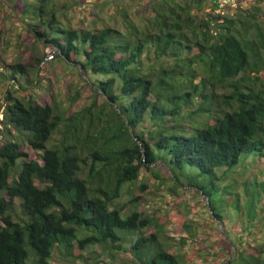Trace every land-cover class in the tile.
<instances>
[{"label": "trees", "instance_id": "1", "mask_svg": "<svg viewBox=\"0 0 264 264\" xmlns=\"http://www.w3.org/2000/svg\"><path fill=\"white\" fill-rule=\"evenodd\" d=\"M0 1L36 38L27 62L0 71L17 87L0 128V264L207 261L210 247L196 240L206 224L183 223L177 240L161 208L141 211L133 187H149L145 170L206 197L211 226L224 224L217 258L264 264V0H92L90 12L81 0ZM78 7L91 17L72 26ZM104 11L113 25H96ZM42 41L83 69L91 106L70 114L54 95L14 93L42 85Z\"/></svg>", "mask_w": 264, "mask_h": 264}, {"label": "rangeland", "instance_id": "2", "mask_svg": "<svg viewBox=\"0 0 264 264\" xmlns=\"http://www.w3.org/2000/svg\"><path fill=\"white\" fill-rule=\"evenodd\" d=\"M82 4L85 5L88 12L93 9L90 4L92 0H81ZM99 1V0H97ZM233 3V5L238 6L242 5L244 7L253 6L256 4L254 0H228V4ZM144 5V3H142ZM142 5L141 8L142 9ZM17 8L19 4L16 5ZM84 7V8H85ZM264 8V1L262 3ZM75 10V12H73ZM83 10L81 8L69 9L70 23L72 26L79 25L82 19L87 23L91 15L86 16L85 12L81 13ZM264 15V13H263ZM19 14L17 9H12L0 1V71H3L5 74L9 75L11 72L10 65L27 62L30 58V51L32 50L33 43L36 41L33 33L27 30L26 25L21 23L18 19ZM88 17V18H87ZM97 26H102L103 24L113 25L115 21L109 19L107 13L100 12L98 18L95 17ZM120 22V20H119ZM44 43V41H42ZM41 42L40 50L36 48L35 51H38L41 56L45 55V61L41 63L43 65V70L40 73L42 85L39 87L33 86L30 88V91H15L14 93L21 97H28L29 92L33 93L35 97L41 101L45 100L52 102V95L58 100L57 103H60L63 108H66L67 111L71 114H75L84 108L91 106L94 93L91 84L88 81L87 75L83 69L74 62H58L56 56L59 53L58 48L54 47L51 44L44 43L43 46ZM77 67V68H75ZM33 75V74H32ZM3 80L0 79V104L2 107L0 109V128L2 129V109L4 104V96L7 89L17 88L13 86L11 82L13 80ZM18 79V78H17ZM87 82V84H86ZM77 91H80L81 95L75 100H71V96ZM98 104L94 107V111H97L103 103V98L98 97ZM105 111H109L108 107H105ZM86 126V125H85ZM13 138L19 139L23 145V149L27 151L30 156L33 158H38V153L35 152L32 148L24 142L22 136H17ZM54 139L49 143L54 145L62 137L61 132H57L53 135ZM1 138V136H0ZM167 172H170L169 169L165 166H161ZM257 166H253L247 171V174H252L257 171ZM162 176L166 177L164 171H158ZM145 179L148 182V188L145 192H141L138 189V186L133 187L134 194L142 196L140 209L144 213H153L157 209L161 208V213L169 218L167 223V234L172 235L175 239H179L180 235H187L183 223H190L193 218L197 221L206 224L207 226L199 231L197 235L198 245L203 247H210V257L207 261L199 264H226L225 260L217 258V255H223V250L227 249V245L222 240L221 231H224V224L213 225L210 224V213L206 207V197L201 196L198 192L189 190V187H185L182 184V187L177 190H172L174 183L169 179H158L154 174L143 172ZM129 192H124L121 196L120 203H127L130 198ZM222 247V248H220ZM182 248V247H181ZM219 250H215L218 249ZM187 248H184L186 250ZM233 250V247H232ZM191 251L189 250V253ZM110 256V254H108ZM121 257L125 259L127 257L124 253L120 254ZM106 262L111 260L107 257V254L104 256ZM52 264H70L68 261L62 259L61 257L56 256L52 259ZM82 264V263H78ZM104 264V263H103Z\"/></svg>", "mask_w": 264, "mask_h": 264}, {"label": "built area", "instance_id": "3", "mask_svg": "<svg viewBox=\"0 0 264 264\" xmlns=\"http://www.w3.org/2000/svg\"><path fill=\"white\" fill-rule=\"evenodd\" d=\"M218 2L220 3L221 7H224L225 5H227L228 0H218Z\"/></svg>", "mask_w": 264, "mask_h": 264}, {"label": "water", "instance_id": "4", "mask_svg": "<svg viewBox=\"0 0 264 264\" xmlns=\"http://www.w3.org/2000/svg\"><path fill=\"white\" fill-rule=\"evenodd\" d=\"M2 129L5 130L4 126H2Z\"/></svg>", "mask_w": 264, "mask_h": 264}]
</instances>
